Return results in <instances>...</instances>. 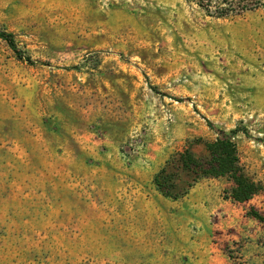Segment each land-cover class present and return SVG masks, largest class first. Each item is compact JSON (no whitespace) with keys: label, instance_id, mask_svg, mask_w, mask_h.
<instances>
[{"label":"rangeland","instance_id":"374dc122","mask_svg":"<svg viewBox=\"0 0 264 264\" xmlns=\"http://www.w3.org/2000/svg\"><path fill=\"white\" fill-rule=\"evenodd\" d=\"M263 3L0 0L34 63L0 39V264H264ZM219 131L259 193L179 172L186 193L159 197L157 174ZM141 187L164 224L135 219ZM197 187L209 201L185 202Z\"/></svg>","mask_w":264,"mask_h":264},{"label":"trees","instance_id":"16d2710c","mask_svg":"<svg viewBox=\"0 0 264 264\" xmlns=\"http://www.w3.org/2000/svg\"><path fill=\"white\" fill-rule=\"evenodd\" d=\"M225 15L227 14L220 16L224 17ZM0 39L8 44L19 60H24L30 65L34 64L17 46L12 34L0 32ZM235 133L236 131H233L230 135L219 131L216 140L206 144L209 152V158L206 160H199L189 149L180 154L173 163L163 168L155 177L154 181L158 191L166 198L179 199L186 192H176L175 182L179 172H184L191 175L194 182L201 178H228L234 185L230 196L232 201L236 203L250 201L261 188L245 174L240 165L237 145L233 141ZM169 166H173L174 172H168ZM254 217L261 220L257 214Z\"/></svg>","mask_w":264,"mask_h":264},{"label":"crops","instance_id":"0c3cea01","mask_svg":"<svg viewBox=\"0 0 264 264\" xmlns=\"http://www.w3.org/2000/svg\"><path fill=\"white\" fill-rule=\"evenodd\" d=\"M154 188H155V186H154ZM149 189H151V188H149ZM139 191L140 192L138 193V196L135 199V201L137 202V205H136L137 206L136 207L137 211H135V213L137 214V218H135V219L137 221L143 220L144 226H149V227L156 226L159 221H161V223L164 224L162 222V220H164V218H162V213L160 212V209L158 207H155V206L152 205L153 195L149 194L145 190L143 191L142 190V187L140 188ZM154 192L156 194H158L159 197H163V199H165L166 201H168L167 199H169V198L164 197L159 191L154 190ZM195 196L198 199H200V201L201 200H204V203H206L207 201H209V197H208L209 196V191H208V188H206V187H200V188H198L197 187V188L193 189L190 194H188V195H186L184 197V201L185 202H188V203H190L192 201L194 202V201H196V199H195L196 197ZM142 203H144V207H146L145 209L144 208H142V209L139 208L140 207V204H142ZM170 203L172 205H178L179 202L178 201H172L171 200ZM134 209H132V210H134ZM127 221H128V223H130L133 220L130 221V219L127 218ZM183 223H186V222L185 221H181L178 226L183 227L182 226ZM230 223H232V225H231L232 227H239L241 221L232 220ZM178 226H176V227H178ZM176 227L174 228V232H175L174 241L176 243H178V244H176V245H178L177 248H176V250L177 251L180 250V253H182V254H184L186 256V254H185V244H182V242H184V243L186 242V240H185L186 238H184L182 235H180V236L178 235V238L176 237V233H177Z\"/></svg>","mask_w":264,"mask_h":264}]
</instances>
